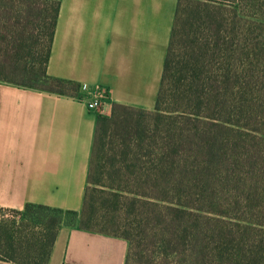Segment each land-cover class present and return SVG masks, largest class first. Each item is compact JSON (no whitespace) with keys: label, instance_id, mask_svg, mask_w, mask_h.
I'll use <instances>...</instances> for the list:
<instances>
[{"label":"trees","instance_id":"16d2710c","mask_svg":"<svg viewBox=\"0 0 264 264\" xmlns=\"http://www.w3.org/2000/svg\"><path fill=\"white\" fill-rule=\"evenodd\" d=\"M46 1L0 0V81L72 95L48 75L61 0ZM179 6L155 109L116 104L98 122L88 185L111 144L115 215L97 222L87 187L79 227L125 239L126 264H264V0H198L185 19ZM111 221L121 234L96 230ZM55 239L21 264H48Z\"/></svg>","mask_w":264,"mask_h":264},{"label":"crops","instance_id":"0c3cea01","mask_svg":"<svg viewBox=\"0 0 264 264\" xmlns=\"http://www.w3.org/2000/svg\"><path fill=\"white\" fill-rule=\"evenodd\" d=\"M179 1L61 0L48 75L75 94L0 81V207L76 218L59 229L48 264H126L125 239L79 227L97 126L116 104L155 109ZM95 87L108 91L98 112L85 101Z\"/></svg>","mask_w":264,"mask_h":264},{"label":"rangeland","instance_id":"374dc122","mask_svg":"<svg viewBox=\"0 0 264 264\" xmlns=\"http://www.w3.org/2000/svg\"><path fill=\"white\" fill-rule=\"evenodd\" d=\"M196 1L198 0H180L179 15H182L183 19H185L188 15L194 14V4L196 3ZM204 1H220L223 3H229L233 0ZM37 5L40 11L44 9H52L51 6H53L50 2L46 0H40ZM47 23H50V21ZM41 32L42 31H40L39 29L38 31L36 30L35 34H40ZM34 45V55L36 58L39 59L40 55L42 56V50L44 49V46H41L39 43H36ZM40 69L41 66L39 64H36L35 70L40 71ZM37 84V87L57 90L56 88L50 87V85H47L43 82H39ZM107 141L109 143L112 141V139L108 137ZM111 149L112 145L108 144L105 148V151H103V153H105V157L103 158V164L106 165L104 174L102 176L96 175L92 177V180L88 185V199L90 200V204L94 206L93 216L96 221L98 220L97 222L110 221L112 219V216L115 215L112 212V207H110L107 188L112 184L111 178L113 171L110 166V162L111 155L113 153L111 152ZM95 172H97V169L95 170ZM90 213H88V216ZM117 216L118 215H116V217ZM122 218L125 219V216L122 215ZM75 221L76 218L74 216L62 212H55L40 208H25L23 210H12L0 207V222L2 223V225H6L5 230L7 229V232H3V234L1 235L3 236V240L8 241V243L6 244L4 241L1 243L3 251L0 252V256L3 255L13 257L15 261L20 264L26 261L27 257H40L43 252L40 247L48 245L50 237L53 234L56 235L57 238L59 229L63 224L71 226L75 223ZM122 221L124 222V220ZM122 221L118 223H123ZM108 223V228L105 226L107 229L96 228V230H102L103 232L108 234H121L122 228H119L117 222L111 221Z\"/></svg>","mask_w":264,"mask_h":264},{"label":"built area","instance_id":"2783aa9c","mask_svg":"<svg viewBox=\"0 0 264 264\" xmlns=\"http://www.w3.org/2000/svg\"><path fill=\"white\" fill-rule=\"evenodd\" d=\"M108 98V91L103 87H95L90 93L86 101V107L89 111H101Z\"/></svg>","mask_w":264,"mask_h":264}]
</instances>
